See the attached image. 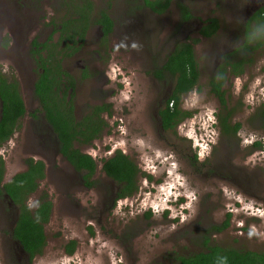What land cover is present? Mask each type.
Returning <instances> with one entry per match:
<instances>
[{
    "label": "rangeland",
    "instance_id": "obj_1",
    "mask_svg": "<svg viewBox=\"0 0 264 264\" xmlns=\"http://www.w3.org/2000/svg\"><path fill=\"white\" fill-rule=\"evenodd\" d=\"M71 1L78 0H0V70L16 79L25 109L0 144L2 181L22 170L26 157L41 159L44 175L26 203L32 207L43 192L51 202L42 224L44 244L29 259L11 236L17 207L0 193V264H173L178 255L205 250L204 238L206 245L264 253V41L240 47L246 41L245 0H170L161 12L142 0H89L82 41L59 66L73 80L75 118L91 104L110 105L100 135L88 144L74 142L96 162L91 186L58 152L32 93L38 66L29 41L56 39L60 21L73 15ZM177 1L192 13L185 21L178 18ZM99 9L112 20L104 36L94 22ZM211 16L216 31L200 35L198 26ZM247 37L253 44L254 37ZM181 41L192 45L197 78L178 99L189 114L163 129L157 109L173 78L156 79L151 71ZM233 50L229 56L242 54L245 63L238 75L224 68L222 107L208 80ZM226 109L230 121L239 123L233 134L221 132L216 119ZM115 148L142 172L136 190L114 200L118 184L101 170L100 157ZM69 240L71 253L64 249Z\"/></svg>",
    "mask_w": 264,
    "mask_h": 264
},
{
    "label": "trees",
    "instance_id": "obj_2",
    "mask_svg": "<svg viewBox=\"0 0 264 264\" xmlns=\"http://www.w3.org/2000/svg\"><path fill=\"white\" fill-rule=\"evenodd\" d=\"M169 0H142V4L150 9L161 12ZM182 20L191 17L188 7L177 2ZM72 16L67 15L58 26V36L52 40L47 36L44 40H37L34 36L29 41V50L32 54L38 70L33 81V93L37 97L43 118L51 127L58 152L68 161L74 170L81 172V178L86 185H91L93 180L89 179L95 162L92 157L81 151L74 142L88 144L92 139L98 137L106 125L105 112L110 114L109 103L91 104L87 111L78 119L73 116V105L71 92L69 96L67 89L73 85L70 74L60 68L59 60L77 49L82 41L85 28L88 23V11L91 8L89 0L81 3L71 1L68 5ZM255 20L256 29L253 44L248 42V22ZM94 22L100 26L103 36L111 31L112 20L103 9L97 11ZM217 27V18L208 17L201 26L199 32L204 35L211 34ZM210 28V29H209ZM246 41L240 47L252 49L264 41V5L254 11L245 23ZM238 47L235 48V50ZM226 53L222 65L218 70V77L212 76L208 80L211 92L216 96L219 104L225 107V89L221 87L223 82V70L234 75L242 71L245 63L244 55L231 58ZM173 78L170 93L165 99L164 106L158 111L160 124L165 128H173L189 111L178 107L179 96L193 87L197 78L196 62L190 42L181 41L170 51L161 67L152 71L157 78H162L164 71ZM86 73L83 71L82 75ZM68 96V97H67ZM24 104L19 94L17 81L14 77L8 78L0 70V144L5 141L17 125L18 118L24 113ZM230 110H225L223 115L216 114L220 131L225 134H233L239 123L230 121ZM259 115L264 122V106L260 107ZM255 145L257 141L253 142ZM101 170L112 178L117 184L116 197L131 194L137 188L136 175L141 173L138 166L122 152L119 148L106 157H101ZM25 167L16 171L8 179L2 181L3 161L0 157V193H5L10 201L16 205L17 213L11 228V235L16 239L29 256L34 252H40L44 244V233L42 224L47 220L50 213L51 202L47 193H41L29 207L26 203L27 196L33 192L39 180L44 175V163L41 159L27 157L24 160ZM149 177V174H145ZM219 229V226H214ZM202 243L205 250H199L187 255H178L173 264H264V253L248 249H236L232 247H220L216 244L206 245V238ZM73 240L65 244V250H73Z\"/></svg>",
    "mask_w": 264,
    "mask_h": 264
},
{
    "label": "flooded vegetation",
    "instance_id": "obj_3",
    "mask_svg": "<svg viewBox=\"0 0 264 264\" xmlns=\"http://www.w3.org/2000/svg\"><path fill=\"white\" fill-rule=\"evenodd\" d=\"M77 1V0H76ZM83 0H78L77 1V3H81ZM169 2H170V0H169ZM169 2H168V4H169ZM177 2H181V1H177ZM91 3V2H90ZM181 3H183V2H181ZM185 4V3H184ZM186 5V4H185ZM262 5H264V0H245L244 1V4H243V10H244V12H245V15H244V17H243V20H242V22H243V26H242V33H243V35H244V37L246 36V34H244V30H245V23H246V21H247V19H248V17L254 12V11H256L257 9H259ZM145 6V5H144ZM168 6V5H167ZM187 6V5H186ZM167 8V7H166ZM165 8V9H166ZM91 9V8H90ZM152 10V9H151ZM177 10H178V18H179V20L180 21H185V20H182L181 19V16H180V9H179V7H178V5H177ZM154 11V10H153ZM156 12V11H155ZM189 12H190V10H189ZM88 13H89V11H88ZM191 13V12H190ZM191 16H192V13H191ZM110 17V16H109ZM211 17H213V16H211ZM206 20L207 19H205L201 24H200V26H198V28H197V32L200 34V35H202V36H210L211 34H213L215 31H216V29H217V27H218V25H217V27L214 29V31L211 33V34H209V35H204V34H202V33H200L199 32V29L201 28V26L206 22ZM98 24V23H97ZM256 25V22H255V20H253V19H250V21L248 22V30H246V32H250V31H252L248 36H250V37H254L255 36V34L257 33V27L255 26ZM98 27L100 28V26H99V24H98ZM111 29H112V27H111ZM210 29V28H209ZM32 38V37H31ZM178 44V43H177ZM174 48V47H173ZM172 51V50H171ZM163 63V62H162ZM162 63H161V65H162ZM161 65L159 66V67H161ZM158 67V68H159ZM155 69H157V68H155ZM219 70V69H218ZM2 71V70H1ZM153 71V70H152ZM152 71H151V74L153 75V73H152ZM164 71V73H163V75L165 76V75H167L166 74V72H165V70H163ZM238 75V74H237ZM156 79H162V78H157L155 75H153ZM215 76V79L219 76L218 75V71H217V73L214 75ZM36 77V76H35ZM35 79V78H34ZM34 81V80H33ZM221 87H222V85H221ZM223 88V87H222ZM72 90H73V85L70 87V88H68L67 89V93H68V96H69V92H71L70 94H71V100H72V95H73V93H72ZM171 91V90H170ZM32 93H33V83H32ZM183 94V93H182ZM33 95H34V93H33ZM35 96V95H34ZM67 96V97H68ZM36 97V96H35ZM37 98V97H36ZM166 99V98H165ZM37 101H38V99H37ZM165 102V101H164ZM39 103V102H38ZM163 106H164V104L160 107V108H158L157 109V113H158V111L160 110V109H162L163 108ZM41 113H42V111H40ZM34 115H35V113L34 112H32ZM102 113H105V112H102ZM43 114V113H42ZM106 114V113H105ZM107 115V114H106ZM73 116H74V114H73ZM42 117H43V115H42ZM158 117H159V123H160V116H159V114H158ZM77 119V118H76ZM44 121H45V119H44ZM46 122V121H45ZM47 123V122H46ZM161 125V124H160ZM162 127V126H161ZM51 128V127H50ZM163 129H169V128H165V127H162ZM103 130V129H102ZM208 141H210L211 142V140L210 139H208ZM79 144H84V143H79ZM74 145H76L75 143H74ZM198 145V144H197ZM77 146V145H76ZM78 147V146H77ZM79 148V147H78ZM80 149V148H79ZM116 149V148H115ZM81 150V149H80ZM82 151V150H81ZM83 152H85V151H83ZM113 152V151H112ZM111 152V153H112ZM86 153H88V152H86ZM89 154V153H88ZM90 155V154H89ZM91 156V155H90ZM109 156V155H108ZM92 157V156H91ZM27 158V157H26ZM101 158V157H100ZM35 159V158H34ZM92 159L94 160V158L92 157ZM25 160V159H24ZM66 160V159H65ZM67 161V160H66ZM68 162V161H67ZM94 162H95V160H94ZM95 164H96V162H95ZM100 165H101V160H100ZM4 167V166H3ZM72 167V166H71ZM72 169H73V167H72ZM94 170V169H93ZM103 171V170H102ZM104 172V171H103ZM13 173H15V172H13ZM12 173V174H13ZM92 173H93V171H92ZM92 173H91V175H92ZM11 174V175H12ZM105 174V173H104ZM10 175V176H11ZM106 175V174H105ZM9 176V177H10ZM8 177V178H9ZM109 177V176H108ZM7 178V179H8ZM80 178H81V174H80ZM2 180H3V173H2ZM81 182L84 184V185H86L85 183H84V181H83V179L81 178ZM93 184V183H92ZM91 184V185H92ZM91 185H86V186H91ZM7 196V195H6ZM113 197H114V200L115 199H117V198H120V197H116V192H114V194H113ZM16 217V216H15ZM14 223V222H13ZM13 226V225H12ZM12 236V235H11ZM13 238V237H12ZM14 239V238H13ZM16 240V239H15ZM17 241V240H16ZM18 242V241H17ZM18 247H19V250L22 252V254H25V256L27 257V258H31V257H33L34 255H37L39 252H34L33 253V255L32 256H29L28 255V252L27 251H25L24 249H23V247L19 244V242H18ZM65 249V248H64ZM67 252V251H66ZM67 253H71V252H67Z\"/></svg>",
    "mask_w": 264,
    "mask_h": 264
}]
</instances>
